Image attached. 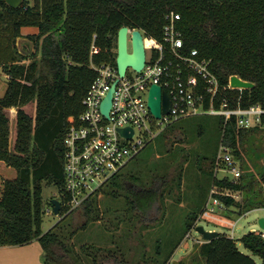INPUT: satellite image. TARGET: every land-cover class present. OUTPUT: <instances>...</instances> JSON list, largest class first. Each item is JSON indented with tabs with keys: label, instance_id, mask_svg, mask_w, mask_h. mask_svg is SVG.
Wrapping results in <instances>:
<instances>
[{
	"label": "trees",
	"instance_id": "1",
	"mask_svg": "<svg viewBox=\"0 0 264 264\" xmlns=\"http://www.w3.org/2000/svg\"><path fill=\"white\" fill-rule=\"evenodd\" d=\"M171 12L181 15L179 28L185 49H196L210 59L223 84L231 76L254 84L252 90L245 92L244 106L264 99V0H23L19 9L0 0V73L7 76L6 91L0 96V171H16L15 178L4 177L0 188V247L37 241L48 264H68V258L74 261L71 241L90 221L100 218L97 197L102 191L104 195L122 198L130 210L139 213L138 217L147 216L162 188L168 186L172 169L169 171L168 164L162 168L148 167L147 161L138 159L147 150L150 159L160 149L150 147L163 132L148 141L129 162H136L133 168L125 170L128 164L87 200L81 208L86 221L78 229L70 223L61 228L70 214L63 140L69 127L78 124L84 111L83 99L97 77L91 63L116 67L114 50L118 31L123 27L161 40L166 16ZM23 27L38 28L37 34L27 36L37 48L29 55L20 53L17 46ZM92 50L97 53L92 54ZM1 92L0 86V95ZM30 104H34L33 116L26 112ZM197 132L204 134L205 129L198 125ZM219 132L221 144L232 149L242 174L237 181L213 179L216 197L228 209L234 208L239 217L264 208V153L247 157L250 143L264 146V130L239 129L234 121L225 126L220 119ZM174 137L173 143L184 142L182 136ZM184 156L182 148L175 168H180L176 176L178 185L182 182ZM144 165L150 179L142 184L139 175ZM45 185L57 189L56 200L62 207V220L46 233L42 230L43 218L52 209V201L44 200ZM226 192L238 193L241 199L225 196ZM196 218L193 215L192 221ZM192 225L186 224L185 231L191 230ZM239 241L247 253L240 250L236 240L219 233L217 238L198 247V255L191 262L179 263L257 264L258 258L264 264V240L257 232H250ZM180 243L181 238L175 236L165 243L158 240L155 258L148 264H168ZM164 251L166 255L161 260ZM108 253L113 254L111 250ZM75 258L80 263V258ZM111 258L116 262V258ZM126 262L123 257L117 263Z\"/></svg>",
	"mask_w": 264,
	"mask_h": 264
},
{
	"label": "built area",
	"instance_id": "2",
	"mask_svg": "<svg viewBox=\"0 0 264 264\" xmlns=\"http://www.w3.org/2000/svg\"><path fill=\"white\" fill-rule=\"evenodd\" d=\"M180 21L181 15L171 12L166 16L161 40L147 35L143 37L145 65L140 72L128 68L125 76L120 77L117 68L110 63H91L97 77L83 99L84 111L78 124L69 127L63 140L68 213L80 210L96 191L129 164L148 141L174 122L195 116H217L225 126L234 121L239 129L264 130V99L244 106L245 92L252 89L233 88V76L223 84L210 59L202 57L196 49L186 50ZM133 30L129 29L128 35ZM93 53L97 51L92 50ZM154 85L168 95L171 103L169 113L163 114L161 119L155 118L148 106ZM112 87L115 89L111 109L109 116L105 117L101 105ZM121 129H128V134L133 132L132 138L122 135ZM217 168H224L228 179L234 181L242 174L232 149L223 143ZM216 194L214 187L201 219L221 224L229 230L228 238L235 240L238 221L219 216V212L228 207ZM224 195L236 200L240 197L238 193L226 192ZM260 210L264 208L253 211ZM196 225L192 233L196 232ZM256 232L264 240V229L260 227ZM192 233L186 238L190 239ZM205 242L199 241L201 245Z\"/></svg>",
	"mask_w": 264,
	"mask_h": 264
},
{
	"label": "rangeland",
	"instance_id": "3",
	"mask_svg": "<svg viewBox=\"0 0 264 264\" xmlns=\"http://www.w3.org/2000/svg\"><path fill=\"white\" fill-rule=\"evenodd\" d=\"M37 33L38 28L36 27L22 28V35H34ZM141 34L145 37L144 32L141 31ZM17 46L19 52L24 55H29L30 52L37 50L35 44L28 38L18 39ZM127 47L128 52L131 53L132 38L130 34L127 37ZM114 52L117 55V49ZM39 59L40 55L38 56ZM0 86L2 89L0 96H3L7 88V76L2 72L0 73ZM26 112L33 116L34 104L27 106ZM220 119L217 116H195L182 119L176 124L164 128L161 131L163 132L162 135L150 147V149L158 147L160 149L154 151L150 159L147 155L148 150L138 159V162L144 160V163L147 161L148 167L162 168L163 164H168L170 165L169 171L172 169L170 173L171 180L167 187L162 188L157 202L152 206L147 216L138 217L140 216L139 213L130 210V207L122 198L116 199L112 196L104 195L103 191L100 192L98 197L96 196L101 211L100 218L95 222L90 221L85 229L78 231L72 239L74 261L68 258V264H118L117 262L121 261L123 257L127 261L125 264H148L150 260L155 258L157 241L161 240L165 243L169 237L173 236L181 238V243L168 264H172L173 261L180 262L181 260L191 262L198 255V247L201 245L199 241L203 242L204 239L198 233H192V229L186 232V224H193V228L198 223L196 228L201 226L207 232L229 234V230L221 224L205 222V219H201L214 188L212 186L213 179L220 180L227 176L224 168H217L221 148ZM198 125L203 126L205 129L204 134H198ZM175 135L182 136L184 142L173 143ZM167 137H170V140ZM14 139L15 128L12 126V142H14ZM182 148L184 149L185 159L181 164L183 169L182 182L178 185L176 176L180 168L176 170L175 168L178 166V156ZM263 153V145L250 143L247 157L251 155L259 156ZM262 161L257 160L256 162L262 163ZM135 163L129 164L125 170L133 168ZM248 163L251 164V161L248 160ZM239 166L241 168L240 163ZM141 172L139 183L145 184L150 179V173H148L145 165L141 168ZM4 177L5 179L15 178L16 171L11 168H7L3 173L0 171V188ZM225 178L230 177L227 176ZM43 196L45 202L58 199L59 197L57 189L46 185L44 186ZM240 199L241 197H238V200ZM234 212V208L223 209L219 212V216L227 217L228 220L230 219L233 222L238 221L235 240L240 250L247 253L239 240L244 235L259 230V220L264 217V210L253 211L241 217ZM193 215H197L195 221H192ZM61 220L60 216L56 217L52 213V209H48L47 214L43 218V232L46 233L53 229ZM85 221L86 218L83 217L81 209L76 210L69 214L61 228L70 223L73 229H78L81 228ZM189 233H192V237L187 239L186 236ZM110 250L113 254L108 253ZM165 255L166 252L164 251L163 257L160 259L163 260ZM76 256L80 258V263L75 261ZM111 257L116 258V262ZM255 260L257 264L261 263L258 258H255ZM0 264L48 263L46 262V253L41 244L34 241L24 246L0 247Z\"/></svg>",
	"mask_w": 264,
	"mask_h": 264
},
{
	"label": "water",
	"instance_id": "4",
	"mask_svg": "<svg viewBox=\"0 0 264 264\" xmlns=\"http://www.w3.org/2000/svg\"><path fill=\"white\" fill-rule=\"evenodd\" d=\"M7 5L13 9H19L23 3V0H5ZM129 33L128 27H123L118 31L117 34V57H116V68L120 77H124L126 70L132 68L136 72H140L145 65V46L141 31L133 30L131 33L132 38V52H128L127 37ZM231 86L233 88H244L253 89L254 84L250 82H244L237 76L231 78ZM115 87H112L109 94L101 105V112L105 117L109 116L112 103V93ZM148 106L151 113L157 119H161L162 115H167L170 110V99L168 95L162 92L161 88L157 85L152 86L149 95ZM120 133L127 138H132L133 132L128 134V129L119 130ZM52 212L58 217L61 213L60 201L54 199L51 202ZM259 226L264 229V218L259 220ZM196 232L203 237L206 242H210L219 236L217 232H207L201 226L196 228ZM172 264H180L177 261H173Z\"/></svg>",
	"mask_w": 264,
	"mask_h": 264
},
{
	"label": "crops",
	"instance_id": "5",
	"mask_svg": "<svg viewBox=\"0 0 264 264\" xmlns=\"http://www.w3.org/2000/svg\"><path fill=\"white\" fill-rule=\"evenodd\" d=\"M27 36H28V35H23V37H22V38H27Z\"/></svg>",
	"mask_w": 264,
	"mask_h": 264
}]
</instances>
